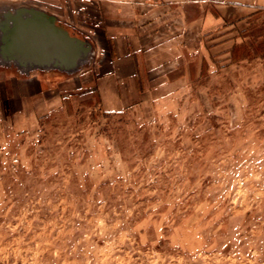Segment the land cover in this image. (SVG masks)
Returning <instances> with one entry per match:
<instances>
[{
  "label": "rangeland",
  "instance_id": "374dc122",
  "mask_svg": "<svg viewBox=\"0 0 264 264\" xmlns=\"http://www.w3.org/2000/svg\"><path fill=\"white\" fill-rule=\"evenodd\" d=\"M109 52L92 45L61 105L0 146V264H264V79L205 65L144 118L99 105Z\"/></svg>",
  "mask_w": 264,
  "mask_h": 264
},
{
  "label": "crops",
  "instance_id": "0c3cea01",
  "mask_svg": "<svg viewBox=\"0 0 264 264\" xmlns=\"http://www.w3.org/2000/svg\"><path fill=\"white\" fill-rule=\"evenodd\" d=\"M39 2L34 8L86 32L94 47L109 48L105 70L95 74L99 105L106 111L128 109L148 118L156 111L176 110L193 93L205 65L212 71L218 63L223 75L254 66L250 75L264 79V58L235 64L228 59L234 44L248 41L239 36L248 19L257 12L264 15V0ZM3 73L0 146L20 132L35 131L38 119L61 105L65 88L59 85L67 83L55 72L25 78Z\"/></svg>",
  "mask_w": 264,
  "mask_h": 264
},
{
  "label": "water",
  "instance_id": "95a60500",
  "mask_svg": "<svg viewBox=\"0 0 264 264\" xmlns=\"http://www.w3.org/2000/svg\"><path fill=\"white\" fill-rule=\"evenodd\" d=\"M92 55V45L70 35L54 16L34 7L0 9V66L24 75L34 70L72 74Z\"/></svg>",
  "mask_w": 264,
  "mask_h": 264
},
{
  "label": "trees",
  "instance_id": "16d2710c",
  "mask_svg": "<svg viewBox=\"0 0 264 264\" xmlns=\"http://www.w3.org/2000/svg\"><path fill=\"white\" fill-rule=\"evenodd\" d=\"M260 12L248 19L246 30L239 32V36L248 38L247 42L234 44L228 51L230 64L256 57L264 58V19L259 17ZM45 117V116H44Z\"/></svg>",
  "mask_w": 264,
  "mask_h": 264
},
{
  "label": "bare ground",
  "instance_id": "6f19581e",
  "mask_svg": "<svg viewBox=\"0 0 264 264\" xmlns=\"http://www.w3.org/2000/svg\"><path fill=\"white\" fill-rule=\"evenodd\" d=\"M11 1V0H10Z\"/></svg>",
  "mask_w": 264,
  "mask_h": 264
}]
</instances>
